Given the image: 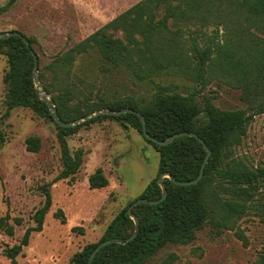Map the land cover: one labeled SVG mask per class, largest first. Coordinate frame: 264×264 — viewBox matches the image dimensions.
<instances>
[{
	"label": "rangeland",
	"instance_id": "374dc122",
	"mask_svg": "<svg viewBox=\"0 0 264 264\" xmlns=\"http://www.w3.org/2000/svg\"><path fill=\"white\" fill-rule=\"evenodd\" d=\"M7 1L0 0V6ZM140 1L18 0L0 15V32L17 30L34 38L33 48L45 73L43 81L40 80L43 86L53 80V74L45 66ZM164 20L168 26L165 31L177 39L187 54H192L194 42L201 48L213 45L212 56H217L218 50H225L227 46L237 49L241 45L249 46L252 52L264 47V22L252 25L239 4L232 6L227 0L217 2L211 11L202 7L189 9L179 17H171L167 9L162 8L155 22L161 25ZM243 27L249 29L245 35ZM111 33L123 38L120 31ZM239 36H243L242 41ZM8 68L7 56L1 52L0 115L7 108L8 88L4 76ZM71 73L80 91L64 107V112L70 116L110 109L105 107V100L135 96L145 102L161 87H165L163 92L186 94L199 85L191 76L176 72L154 76V81L138 80L125 70L109 69L97 52L77 55ZM213 77L198 96L201 105H204L205 96H211L223 109L248 106L241 99L242 90L234 86L233 76L217 72ZM95 117L79 123L82 125L68 136L71 151L83 149L85 154L79 171L74 177L65 179H57L63 163L59 129L54 120L31 108L17 107L0 121L6 136L0 147V217L10 214L9 222L15 226L13 235L0 228V264H14L5 255L4 248L19 243L26 229L36 224L33 215L44 204L45 184H49L52 207L42 231L33 232L29 245L18 255V264H73L74 256L87 244L99 242L116 215L138 199L157 177L160 152L139 129L123 120L111 117L93 120ZM202 117L208 119L206 113ZM31 135L41 138V148L37 152L27 149L26 139ZM234 156L249 167L264 166V113L256 115L242 143L235 148ZM98 168H102L109 184L91 188L89 177ZM222 197L228 195L222 194ZM59 208L63 209L66 222L55 217ZM213 215L216 218V213ZM19 217L23 219L21 224L15 221ZM237 223L239 229H227L216 226L212 220L197 232L192 242L169 244L147 264L261 263L264 256V181L249 201L248 212ZM76 227L78 229H74ZM237 231L245 236L247 245Z\"/></svg>",
	"mask_w": 264,
	"mask_h": 264
},
{
	"label": "trees",
	"instance_id": "16d2710c",
	"mask_svg": "<svg viewBox=\"0 0 264 264\" xmlns=\"http://www.w3.org/2000/svg\"><path fill=\"white\" fill-rule=\"evenodd\" d=\"M17 1L8 0L1 5L0 15ZM219 1L222 2L142 0L45 66V69L53 74V80L49 84L44 83V89L52 94L58 113L65 121L85 116L87 113L70 116L64 112V107L80 91L78 82L71 73V66L79 54L97 52L109 69L125 70L138 80L154 81V76L170 72L191 76L199 85L186 94L170 90L163 92L165 87L160 85L161 89L154 92L145 102L135 96H126L105 100L104 105L113 110L133 108L140 111L146 119L148 132L159 140L176 132H195L212 151L205 166L204 176L198 183L181 185L165 177L168 188L165 200L157 204L140 203L133 208V213L140 220L135 238L126 241L136 229L128 205L112 220L99 242L87 244L74 256L73 264H88L94 248L109 238H124L125 242H113L102 247L92 264H147L169 244L192 242L197 232L212 220L218 227L239 229L238 219L248 212L249 201L254 198L264 181V166L252 168L240 160L237 161L234 156L235 148L242 143L256 115L264 113V47L260 51L252 52L249 46L241 45L243 48L239 46L240 49L227 46L225 50H218L217 56H212L215 52L213 45L201 48L194 42L192 54H187L182 51L183 46L179 45L177 39L165 31L168 30L167 22L164 20L161 25L155 22L162 8L167 9L171 17H179L187 14L189 9L202 7L211 11ZM227 1L232 6L238 3L252 25L264 22V0ZM248 30L243 27V34L248 33ZM119 31L123 38L111 33ZM28 39L33 47L34 38ZM238 39L242 41L243 36ZM1 52H5L9 68L4 76L8 88L7 108L5 113L0 115V121L17 107L31 108L35 113L54 120L47 102L41 98L40 90L35 84L34 56L23 39L17 35L0 38ZM38 69L40 80L43 81L45 73L41 70L40 57ZM217 72L234 77V86L242 90L241 99L248 104L246 108L223 109L213 102L211 96L204 97V105L199 103L198 96L207 84L212 82ZM55 91H58V94L55 95ZM203 113L207 114V120L203 119ZM104 117L123 120L144 134L142 121L137 113L98 115L93 120ZM55 123L59 129L58 140L63 163V169L57 179L74 177L83 163L85 152L83 149H77L73 153L68 136L76 132L82 124L65 127L56 121ZM199 137L180 136L167 145L158 144L146 137L160 152L159 173L139 198H161L163 190L158 178L164 171H170L179 180L193 179L199 175L207 155ZM5 139V133L0 128V147ZM26 144L29 151L37 152L41 148V138L31 135L27 137ZM89 184L91 188H102L109 184L102 168L90 175ZM43 192L44 204L33 215L36 224L26 229L19 243L4 248L5 255L14 264H18L17 257L23 248L29 245L32 233L42 231L45 217L52 207L49 184L43 186ZM222 194H227L228 197L223 198ZM55 217L66 222L65 213L61 208L55 212ZM9 219L10 214L0 217V228L13 235L15 226ZM15 221L21 224L23 219L19 217L15 218ZM237 234L247 245L245 236L239 231ZM259 264H264V256Z\"/></svg>",
	"mask_w": 264,
	"mask_h": 264
},
{
	"label": "water",
	"instance_id": "95a60500",
	"mask_svg": "<svg viewBox=\"0 0 264 264\" xmlns=\"http://www.w3.org/2000/svg\"><path fill=\"white\" fill-rule=\"evenodd\" d=\"M12 35H17V36H20L23 41L25 42V44L30 48L31 50V53L33 54L34 56V60H35V64H34V75H35V84L40 87L41 89V98L43 100H45L50 108V111H51V114L54 118V120L61 126H65V127H69V126H75L83 121H86L92 117H95V116H98V115H101V114H109V115H120V114H125V113H129V112H134V113H137L140 118H141V121H142V125H143V132H144V135L148 138V139H151L155 142H157L158 144H161V145H167L169 143H171L175 138L177 137H180V136H185V135H189V136H195V137H199L197 135V133L195 132H192V131H182V132H176V133H173L171 134L170 136L166 137L165 139L163 140H159L155 137H153L149 132H148V129H147V123H146V119L144 117V115L140 112V111H137V110H134L133 108H123V109H120V110H113V109H104L102 111H98L96 113H92V114H89V115H86L84 116L83 118H80V119H77V120H74V121H65L63 120L59 113H58V109H57V106H56V103L54 101V99L50 96V94H48V92H46V90L44 89L43 86H41L40 84V77H39V56H38V53L36 52V50L32 47V45L30 44V41L28 39V36L24 35L22 32L20 31H17V30H13V31H9V32H0V38H8ZM200 141L204 144V147L206 148L207 150V155L205 157V160L202 164V167H201V170H200V173L197 177L193 178V179H188V180H179V179H176L170 171H164L160 174L159 178H158V183L161 185L162 187V190H163V193H162V196L161 198L159 199H148V198H138L136 199L130 206H129V212L131 214V217L134 219L135 221V224H136V229L134 231V233L127 238L126 241H130L132 240L133 238H135L138 234V230H139V218L136 214L133 213V208L140 204V203H151V204H157L163 200H165L168 196V188L165 184V181H164V178L165 177H169L173 182H175L176 184H181V185H191V184H196L198 183L202 177L204 176V171H205V166L211 156V149L208 147V145L205 143L204 139L200 138ZM113 242H119V243H122V242H125V239L124 238H119V237H116V238H109V239H106L102 242H100L95 248L94 250L92 251L91 255H90V258H89V261H88V264H92L93 261H94V258L96 256V254L98 253V251L110 244V243H113Z\"/></svg>",
	"mask_w": 264,
	"mask_h": 264
}]
</instances>
